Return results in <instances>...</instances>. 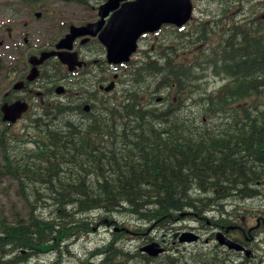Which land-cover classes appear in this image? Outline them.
<instances>
[{"label": "trees", "instance_id": "1", "mask_svg": "<svg viewBox=\"0 0 264 264\" xmlns=\"http://www.w3.org/2000/svg\"><path fill=\"white\" fill-rule=\"evenodd\" d=\"M59 1L90 8L105 0ZM218 4L225 12L237 11L230 0ZM228 21L241 25L230 27L234 33L221 36L203 59L204 68L222 80L218 87L208 91L197 77L172 72L161 76L173 95L188 90V105L178 98L159 108L129 95L106 108L92 93L85 112L67 89V101L49 99L53 89H42L44 103L34 101L18 131L3 123L0 178L15 183L20 204L0 212V264H65L67 259L69 264H151L155 257L142 252V245L124 243L126 235L144 234V242H151L154 237L145 234L150 228L172 232L173 225L196 215L205 223L225 200L252 196L254 189L246 184H228L237 172L235 159L264 155V19L250 14ZM43 69L50 82L58 81V65ZM166 133L185 137L173 139L178 142L173 149ZM263 170L259 159L254 174ZM117 216L132 217L133 227L117 222ZM99 224H114L110 237L87 255H76L73 245ZM174 250L162 264H229L216 252L200 250L180 262L184 253Z\"/></svg>", "mask_w": 264, "mask_h": 264}, {"label": "flooded vegetation", "instance_id": "2", "mask_svg": "<svg viewBox=\"0 0 264 264\" xmlns=\"http://www.w3.org/2000/svg\"><path fill=\"white\" fill-rule=\"evenodd\" d=\"M231 3L237 8V11L233 14L231 11V13L225 12V8L218 4L220 9L216 12L213 11L212 14L204 15L203 12H195L197 7L193 2L192 14L187 22L182 26L164 23L157 30L141 33L136 41V50L129 56L127 61L118 64H110L107 61L106 49L97 36H78L73 40L71 51L76 52L78 60L82 62L81 66L76 67L73 71H68L67 67L60 64L57 57L54 56L38 66V76L36 78L28 80L27 74L32 67L31 64L28 59L21 60L16 57L11 63L12 65L6 66L4 69L2 83L6 85L5 89H10V91L3 94L0 105L12 103L16 100L26 101L30 105V99H32L31 104L38 101L42 105L44 103L42 89H56V86L59 85L63 89H82L83 92L78 95L75 94L73 99L77 101L78 107L83 111L84 107L89 105L86 112L90 111L91 101H89V98L92 100V97H94L92 93L103 98L105 101L104 107L106 108L113 105L115 101L125 100L129 95L136 96L137 100L149 101V106L159 108H166L171 99L177 101L178 98L184 101L185 105H188L190 103L188 90L182 91L178 97L173 95L167 84L169 80H163L161 78L162 74L169 75L172 72L179 76L197 77L196 83L203 87L205 84L204 78L210 75L217 77L210 68H204V55L210 52L212 44L217 43L221 36L224 37L227 34L234 33L230 32L229 28L238 24L235 21L228 20L236 19L234 15L237 13L242 14V19L250 17V14H255L256 17L260 16L264 19L262 17L264 10L256 13V8H264L263 2L257 6L254 4L251 8H243L240 1L233 3L231 0ZM97 7L85 8L89 10L88 17L76 20L75 25H84L98 20ZM111 14L112 11L104 18L103 26ZM92 17H96V19L91 21ZM69 26L70 24L65 25L67 30L64 34L69 31ZM8 32L9 37L12 39L13 31ZM23 42L24 44L27 43L26 39ZM56 42L48 49H54ZM17 51L20 52V50ZM51 65H58L60 68L57 82H50V77L43 75L45 70L43 66ZM181 65L189 70L180 71ZM152 72L156 73L151 74ZM109 85H111V89L104 90ZM204 87L207 88V86ZM152 90L154 93L149 95ZM75 117L73 119H79ZM24 118L25 114L16 123L21 122ZM0 119H2L1 112ZM232 125H230L231 129L236 127L235 124ZM223 128L224 126H220V130ZM163 137L170 139L171 142L168 145L176 149L174 146H177L178 142L173 141V139H183L185 136L166 133ZM180 145H185V142L181 141ZM262 153H264V150ZM263 158L264 155L257 158L248 153L245 159H235L237 172L228 185L235 188L237 185L244 183L247 187L254 189L252 196L242 200L240 198L225 200L221 209L210 212L213 221L207 218V221L203 223L202 218L198 215L182 220V222L187 221L188 224H198L196 227L190 225L186 227V229L195 232L197 239L180 245L186 248L187 245L202 243L199 248L201 252L204 254L216 252L218 259L222 260V257H226V262L229 264H264V170L261 174H254V166H257L259 159L264 160ZM241 165L245 166L240 168ZM218 178L219 181L220 177ZM236 202H242L241 207H238L240 205L238 203L235 205ZM256 202L261 204L262 209L252 210L247 208L253 206ZM228 203L233 205L229 210L225 207ZM178 232L182 233L177 229V232L174 231L171 235L163 234V237L158 240L163 244L164 252L171 250L172 244L178 243V236L175 235ZM219 234L238 244L240 248H228L226 245L220 244L218 241ZM175 249L178 250L179 248Z\"/></svg>", "mask_w": 264, "mask_h": 264}, {"label": "rangeland", "instance_id": "3", "mask_svg": "<svg viewBox=\"0 0 264 264\" xmlns=\"http://www.w3.org/2000/svg\"><path fill=\"white\" fill-rule=\"evenodd\" d=\"M231 1V0H230ZM234 2H239L242 4L243 8H251L254 6V4L261 5V3H264V0H232ZM194 5L197 7L195 12H203L204 15L212 14L213 11L216 12V10L220 9L218 5V0H193ZM255 6V7H256ZM264 10V8H256V13H260ZM36 13H39V15L35 16ZM91 13V12H90ZM230 13V12H229ZM89 15V10L85 9L82 6L75 5L72 3H64L59 0H47L44 3L41 1H28V0H0V63L3 66L0 72V99L2 98L3 94L6 92H9L10 89H5L6 85L2 83V76L4 75V69L6 66L12 65L11 63L15 60L16 57L19 59H28L29 55H39L41 51H43V48H46L45 42L53 37H57L60 33L59 38L63 35L65 32V25L68 22H72V24L76 23V20H82ZM197 15V14H196ZM236 19L241 18L242 14L237 13L234 15ZM264 17V14L263 16ZM96 17H92L90 20H95ZM13 31V37L12 39L9 37L8 31ZM62 34V35H61ZM58 37L56 41L58 40ZM26 39V42L24 44L23 40ZM55 42V41H54ZM53 42V43H54ZM47 43V42H46ZM41 49V51H40ZM17 50H20L18 52ZM19 55V56H18ZM20 64V63H18ZM204 86H207L208 91L215 89L218 87L222 80L219 77L215 76H207L205 79ZM203 86V87H204ZM59 89H63L60 87ZM69 93V97H74L75 94H80L82 89H67ZM84 90V89H83ZM39 94V93H38ZM49 99H61L62 101H67L66 97H61L59 95H56L55 93H52L49 95ZM34 101V100H33ZM36 103H39L38 101H35ZM50 102V101H48ZM32 99H30V106H32ZM86 105V109H87ZM77 116V115H75ZM79 118V117H75ZM19 121V123L13 124L12 128L13 130L19 129L22 122ZM3 127V123L0 120V129ZM242 200V199H241ZM244 202V201H242ZM242 202H236L235 205H238V207H241ZM11 203H19V198L16 195L15 191V183L9 179L8 177H1L0 178V212L2 210H6ZM234 205V206H235ZM243 206V205H242ZM225 207L229 210L233 207L231 203H228V205H225ZM252 210H258L262 209V206L260 203L256 202L253 206L247 207ZM117 222L120 221V219H123L124 222L128 227H133L134 225V219L132 217L126 216H117V218H114ZM190 225L193 227L198 226L197 223H190L188 224L187 221L180 222L173 225V228H171L172 232L182 231V233L178 232L176 235L178 236V239L180 238L181 234L183 233H190L191 236L195 235V232L193 230L186 229V227ZM112 227H114V224L105 226V224L96 226L92 232L87 235L83 236L80 240H78L72 247L73 252L76 253V255L84 256L87 255L89 251L93 250L95 247L102 245L103 242L110 237L112 232ZM154 228H150V230H147L145 234L153 236L155 242H157L160 246L163 247V244L159 242L158 240L163 237V234H169L171 235L170 230L166 231H160V230H154ZM142 235H126L124 237V243H128L131 246L137 249V247L141 245H145L148 242H144L147 240V238H144ZM220 238L223 240L225 237L222 236V234H219ZM168 237V236H166ZM170 238V237H169ZM171 240V239H170ZM225 240V239H224ZM178 241L177 244L171 245V250H168L164 252L163 254H160L155 257V259L151 262V264H162L163 259L166 255H172L175 256L174 249L179 248L184 253L179 257V261L183 262L185 259H191L193 253H195L199 248L201 247L202 243L196 245H187L186 248L183 247V245H180L181 243ZM179 245V246H178ZM187 249V250H186ZM202 250V249H201ZM68 257V256H66ZM42 258L47 259L46 256H43ZM71 260H65V264L71 263ZM131 264H141L140 262H132ZM175 264H179L176 262ZM188 264H194V263H188Z\"/></svg>", "mask_w": 264, "mask_h": 264}, {"label": "water", "instance_id": "4", "mask_svg": "<svg viewBox=\"0 0 264 264\" xmlns=\"http://www.w3.org/2000/svg\"><path fill=\"white\" fill-rule=\"evenodd\" d=\"M140 1L142 2V0H106L100 4L98 7L99 19L97 21L88 22L81 26L70 25L69 32L56 43L55 50H44L40 52L38 56H29V62L32 64V68L27 75V79L33 80L38 75L37 66L42 64L51 56H57L59 61L66 65L70 71H72L76 66H80L82 62L78 60L76 52L70 51L73 40L78 36H97L98 40L106 48L107 61L109 63H120L127 61L132 52L136 50V41L141 33L157 30L164 23L182 26L191 17L192 1L175 0L171 4V12L166 9V6H162V11L157 10L154 12L153 10H147V12H149L144 16V18H137V21L127 19L128 14L125 12L127 7L137 5ZM147 1V5H153L151 1ZM123 8V17L120 16L117 20L116 17L120 15L119 13H121ZM111 11L112 14L103 26L104 18ZM38 14L39 13H37V15ZM133 15L135 14L133 13ZM126 21L133 22V24L124 26L123 24L127 23ZM117 34L119 35L117 36ZM119 36L121 37L119 38ZM60 87L61 86L55 89V92L58 94L64 92V89H59ZM109 89H111V85L104 88V90ZM27 109L28 103L26 101L16 100L12 103H3L1 105V111L3 114L2 119L3 121L14 123ZM84 109L87 110L85 107ZM196 239L197 236H191L190 233H183L179 238L180 242H191ZM224 239L222 240L218 237L219 243L226 245L228 248H240V246L233 241L227 238ZM140 250L151 257H156L164 251V248L157 242L151 241L141 246Z\"/></svg>", "mask_w": 264, "mask_h": 264}, {"label": "bare ground", "instance_id": "5", "mask_svg": "<svg viewBox=\"0 0 264 264\" xmlns=\"http://www.w3.org/2000/svg\"><path fill=\"white\" fill-rule=\"evenodd\" d=\"M149 1H151V3L153 4V5H147V0H142V2L140 1L139 2V4H137V5H131V6H128L127 7V9L125 10V12L128 14L127 15V19H129V20H131V21H134V20H136L137 18L139 19H142V18H144V16L149 12H147V10H153L154 12H156L157 10H159V11H162L163 9H162V6H166V9H168V11H172V3L175 1V0H149ZM177 1V0H176ZM123 11H124V8L122 9V11H121V13H119L120 15L118 16V17H116V19L117 18H119L120 16H122L123 14ZM124 12V13H125ZM133 13L135 14V15H133ZM125 15V14H124ZM117 16V15H116ZM123 17V16H122ZM118 20V19H117ZM128 20V21H129ZM137 21V20H136ZM127 22V21H126ZM129 24H133V22H127V23H124L123 25L125 26H127V25H129ZM131 26V25H130ZM129 26V27H130ZM119 27V26H118ZM117 32V31H116ZM123 33V32H122ZM120 34V33H119ZM119 34H117V36L119 35ZM116 35V34H115ZM125 35V34H124ZM123 35V36H124ZM122 36V37H123ZM121 36H119V38H120ZM118 40V39H117ZM116 40V41H117ZM33 61V60H32ZM196 193V192H195ZM231 220V219H230ZM232 222V221H231ZM262 227V226H261ZM256 232V231H255ZM209 240V239H208ZM249 259V258H248ZM157 264V263H156ZM263 264V263H262Z\"/></svg>", "mask_w": 264, "mask_h": 264}]
</instances>
